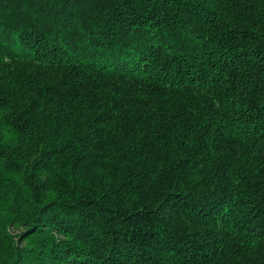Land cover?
<instances>
[{"label": "trees", "instance_id": "16d2710c", "mask_svg": "<svg viewBox=\"0 0 264 264\" xmlns=\"http://www.w3.org/2000/svg\"><path fill=\"white\" fill-rule=\"evenodd\" d=\"M0 264H264V0H0Z\"/></svg>", "mask_w": 264, "mask_h": 264}]
</instances>
